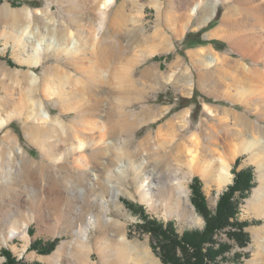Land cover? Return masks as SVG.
<instances>
[{
  "label": "rangeland",
  "instance_id": "374dc122",
  "mask_svg": "<svg viewBox=\"0 0 264 264\" xmlns=\"http://www.w3.org/2000/svg\"><path fill=\"white\" fill-rule=\"evenodd\" d=\"M27 1L32 5L0 1V121L5 122L0 129V233L20 232L29 216L34 221L27 242L16 235L5 245L0 241V251L8 249L24 263L49 264L42 259L64 249L61 263L71 264L70 253L80 242L77 231L92 215L98 226L88 233L89 264H101L103 256L121 248L128 264H163L155 239L140 227V215L124 202L141 205L152 219L173 222L178 235L202 230L204 220L194 207L200 218L195 225L167 216L162 203L178 197L177 187L154 190L150 207L139 193L142 184L165 186L175 175L185 177L190 200L197 177L207 207L215 211L240 158L236 170L251 168L253 176L237 211V219L246 223L236 231L243 240L224 233L231 228L218 232L214 240L225 249L208 264H253L251 230L261 231L257 239L264 241V200L251 203L253 193H264L258 182V168L264 167V0H218L214 15V0H114L100 34L95 23L105 0ZM189 33L207 44L179 53ZM159 39L167 50L151 55L152 41ZM213 40L222 43L219 49L209 43ZM38 45L49 48L40 62ZM102 55L112 56L110 65H101ZM210 57L218 61L209 65ZM152 67L155 72L142 77ZM126 79L130 89L123 88ZM89 80H98L97 86L71 102ZM37 105L49 114L48 121L34 117L31 109ZM17 111L19 116L10 119ZM191 137L199 142L200 163L193 167L188 162ZM81 142L88 148L74 150ZM207 144L234 153L231 181L221 189L216 174L203 175ZM120 163L124 167L118 172ZM155 173L166 177L157 179ZM110 183L120 195L108 206L110 221L102 225L98 200L109 194ZM54 239L60 241L49 254L29 248L36 240Z\"/></svg>",
  "mask_w": 264,
  "mask_h": 264
},
{
  "label": "bare ground",
  "instance_id": "6f19581e",
  "mask_svg": "<svg viewBox=\"0 0 264 264\" xmlns=\"http://www.w3.org/2000/svg\"><path fill=\"white\" fill-rule=\"evenodd\" d=\"M256 1L253 0V2H256ZM113 2H114V0H105L101 4L100 8L98 9V12H97L98 21L95 23V26H96L95 31L97 34L102 33V31L104 29V23L106 22V11L109 9L110 6H112ZM216 2H218V0H214L212 11H211L212 15H214L215 11H216L215 10L216 4H217ZM259 7H261V5ZM193 12H194V9H192L191 13H193ZM260 12L262 13V11H260ZM26 14H27V17L29 18V24H30V20H32L31 19V17H32L31 11L29 9H27ZM119 14L121 15L122 13H119ZM259 16H260V14H259ZM261 18L264 19V14L262 15ZM156 37L157 36H155L154 38H156ZM157 38H156V40H157ZM152 42H154V43H152L153 44L152 50L150 52L151 55L160 54V53H163L167 50V44L165 43L164 40L159 39L158 41L153 40ZM52 47L54 49L56 48L59 52H63V50H64V53H65V48L57 47V44H53ZM48 50H49V48H47L45 50L40 45H38L36 47V55H37L39 62L42 58V55H44ZM106 53L108 55V52H106ZM111 57L110 56H103V55L101 58L99 57L101 65L103 67L110 65L111 59H112ZM217 61H218V59L216 57H214V58L210 57V59L208 60V64L214 65ZM97 73H98V71H97ZM90 78H92V75L90 76ZM171 78L172 77L170 75L167 78V80L170 81ZM128 80L126 79V81L124 82L125 85L123 86V88H125V89L131 88V85L128 82ZM89 81H91V80H89ZM97 81L95 83H93V81H91V84L87 83L88 86H85V84L83 86H79L80 88L78 87L76 89V91L73 93V95L70 97L71 102H73V103L75 102L74 104H76L77 99L81 98L82 94L87 93L90 90H92V88H93L92 86H94V87L97 86ZM63 100H64V98H63ZM60 102H61V105H66V106L68 105V104H65L64 101H60ZM18 106H19L18 108H20V105H18ZM66 106H65V108H66ZM31 110L34 111V115H35L34 117H36L37 119L44 120V121L49 120V114L42 108L41 105L40 106L37 105ZM16 113L17 114L11 115L9 118L11 119L14 116H19V114L21 112L17 111ZM4 123H5L4 121H0V129H1V127H3ZM191 138L192 139L189 141V143L192 145V147L194 149L188 150V153L190 154V157L188 158L189 159L188 162H189L190 167L191 166L193 167L194 164L199 162L197 159V155H196L197 151L195 150V148L198 147L199 142H197L196 137L195 138L191 137ZM119 144H120L119 147H121L123 144V139L119 140ZM86 148H88V146H86L84 142H81L78 146H76V148H74V150H84ZM176 148H179V147H176ZM215 148L214 147L212 148V145H208L206 148L203 149V152H202L203 156L206 158L209 157L207 159L208 161H204L205 162L204 163L205 170L203 171V175H205V177L210 178L212 175L216 174L217 180L219 182V188L221 189L223 186L227 185L231 181L230 159L233 158L234 153L231 150H229L227 152L226 151L220 152L219 150H217ZM71 151L72 150H70L69 152H71ZM123 167H124V165L120 163L118 166V172L122 171ZM152 172L154 173V171H152ZM258 172H259V175H258L259 185L261 187H264V167L260 166L258 168ZM95 176H93V177H95ZM154 176H156L157 179H161V178L163 179L164 177H166V176H162V175H160V177H159V174H157V173H155ZM183 180H186V178L183 177L182 179H180L179 177H177L175 175V176H173L172 180H170V181L165 180V182H168V183H166L165 186H162V185L161 186H155V187H157V189L155 187H153L150 184V182H148V180H147L146 182H144L142 184L143 186L140 189L139 193H140L143 201H145L150 207H154L155 204L153 205V200H152V194H153L154 190L159 189L158 191H161V190L164 191L166 186L177 187L178 197H174V196L173 197H167L165 204L162 203L163 204L162 206H163V208H165L167 210L166 212H167L168 217H174L179 222H187L189 225H195L198 223V221H200V218L197 217V215L195 214V211L193 209V206L190 203L188 187L185 184V183H187V181L184 183ZM110 188L111 189L109 191V194L106 197H102L98 200L99 205L103 209V212H104L103 215H101L102 216L101 217L102 225L103 224L105 225L106 223H108L110 221L111 218L107 215L108 214V212H107L108 206L112 203H116L118 201V196L120 195V191L117 190L116 187L111 183H110ZM171 190H172V188H171ZM79 194H82L81 189H79ZM262 200H264V193H262L259 190L256 191L252 195V199H251L252 206L255 204L261 203ZM96 217L97 216L94 217L92 215H89L87 217L85 224L77 231V237H78L80 242L77 244L75 250L72 253H70L71 264H89V261L87 258V255H89V250H88L89 247L87 246V244H88V233L90 232V230L92 228H96L98 226L97 225L98 220ZM99 220H100V218H99ZM33 221H34V216H29L27 218V220H25L24 222L22 221V226H21L20 232L18 230H15V229L11 230L7 237H4L0 233L1 243L5 245V243L8 239H11L16 235H20L27 242L28 238H29L27 235V228ZM251 231H252L251 232L252 235L256 236V239L254 240V248H255L256 252L252 254L251 263L259 264L260 261L263 260V258H264V241H262L261 243H259V241H258V239H260L262 237L261 231H258V230H251ZM64 251H65L64 249L58 250L54 255H52L51 257H47L46 259H42V261L45 260L49 264H62L61 260L63 258L62 256H63ZM64 257H65V255H64ZM128 261H129V259L127 256V252L123 248H121V249H118V250L112 252L111 254L107 253L105 256H103V259L101 260V264H128ZM150 264H156V262L153 260H150Z\"/></svg>",
  "mask_w": 264,
  "mask_h": 264
},
{
  "label": "trees",
  "instance_id": "16d2710c",
  "mask_svg": "<svg viewBox=\"0 0 264 264\" xmlns=\"http://www.w3.org/2000/svg\"><path fill=\"white\" fill-rule=\"evenodd\" d=\"M6 1L13 5H32V2L27 0ZM209 43L217 47V49L222 44L216 40ZM205 44L207 42L200 39V37L189 33L181 43L182 48L178 52L182 53L186 49ZM7 62L9 63V60ZM239 163L240 158H237L231 170L234 175L233 182L219 197L215 211H211L207 207L205 197L201 191L200 180L197 177L192 179L190 201L197 215L204 220L202 230H188L182 235H178L173 222L163 223L154 218L152 219L146 214L141 205L123 201L127 210L140 215L143 222L140 227L155 239L156 248H154L158 249V254L163 264H208L210 260L214 261L216 255L221 254L225 249V245L217 244L218 242L214 240V237L218 232L227 228H231L230 231L224 232L227 236L236 242L243 240V235L236 231L243 230L246 223H242L237 219V211L239 203L245 198V195L253 185V176L251 175V168L237 171L236 167H238ZM59 241L60 239L48 242L36 240L29 248L40 254H49ZM0 255L4 258L2 264H40L37 262L24 263L18 261L12 252L5 248L1 249Z\"/></svg>",
  "mask_w": 264,
  "mask_h": 264
},
{
  "label": "crops",
  "instance_id": "0c3cea01",
  "mask_svg": "<svg viewBox=\"0 0 264 264\" xmlns=\"http://www.w3.org/2000/svg\"><path fill=\"white\" fill-rule=\"evenodd\" d=\"M155 72V67H152L150 68L149 70L147 69V71H145L143 74H142V77H146L147 75H149L150 72ZM165 82H167L166 78H165Z\"/></svg>",
  "mask_w": 264,
  "mask_h": 264
}]
</instances>
